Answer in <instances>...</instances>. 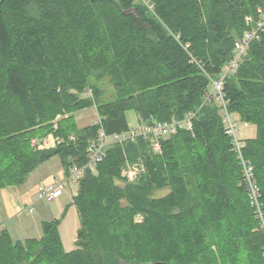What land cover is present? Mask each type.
Segmentation results:
<instances>
[{"label":"trees","instance_id":"1","mask_svg":"<svg viewBox=\"0 0 264 264\" xmlns=\"http://www.w3.org/2000/svg\"><path fill=\"white\" fill-rule=\"evenodd\" d=\"M144 1L0 0V189L53 156L84 167L100 130L131 129L127 111L142 126L178 123L159 152L135 137L84 168L71 251L59 220L43 222L39 239L3 228L0 264H264L238 160L253 167L264 210V28L212 90L264 0ZM92 106L96 122L78 128L74 113ZM225 114L256 128L237 150ZM49 134L59 145L37 150ZM132 164L141 170L129 181Z\"/></svg>","mask_w":264,"mask_h":264},{"label":"built area","instance_id":"2","mask_svg":"<svg viewBox=\"0 0 264 264\" xmlns=\"http://www.w3.org/2000/svg\"><path fill=\"white\" fill-rule=\"evenodd\" d=\"M144 1V0H143ZM147 4L146 1H144ZM258 13L262 14L261 18L255 24V27L252 31H245L241 40L236 44V55L234 59L228 64L225 65L222 69L221 78L214 81L213 86L214 89L217 90L218 93L221 92L222 87V79L224 76L234 70L237 67V64L240 60L241 54L245 52L248 44L257 39L259 31L264 28V10L258 8ZM245 22L247 25L251 23V19L249 17L245 18ZM229 116L225 114L224 122L227 124L226 133L230 135L233 139L234 145L236 149L241 146V142L237 137V125L236 123H232L229 120ZM184 122V125L191 126L189 119ZM246 126V124H244ZM178 123L175 121L170 123H155L152 125H144L139 126L136 129H131L126 133L116 134L111 136H106L102 132L99 131L98 139L94 142H91L88 146V160L84 167L73 166L69 169V173L65 179H53L48 181L47 183L40 184L37 188V191L34 196V201H40L43 199H47L49 201L55 199L59 194L63 193L65 190V184H76L79 182L83 175L84 168H92L95 164L101 162L105 155L106 149L109 145L112 144H122L124 141L133 140L135 137H142L150 141V145L152 149L156 152L160 151V141L168 135H171L176 132V127ZM35 141H33L34 144ZM60 143V139L53 138L50 142L49 140L42 141L43 147L37 145L38 149H46L52 143ZM239 164L241 166V181L246 189L249 204L254 212L255 219L258 222V228H260L264 232V210L262 208V204L260 201L259 195V186L254 177V169L248 162H245L244 159L238 157ZM132 170V171H130ZM139 170L138 166L135 164L127 165L125 169L122 171V175L126 176L129 181L134 180L137 176ZM133 173V175H132Z\"/></svg>","mask_w":264,"mask_h":264},{"label":"rangeland","instance_id":"3","mask_svg":"<svg viewBox=\"0 0 264 264\" xmlns=\"http://www.w3.org/2000/svg\"><path fill=\"white\" fill-rule=\"evenodd\" d=\"M214 89V86L212 85V90ZM114 97V93L110 87H105L104 88V93H103V98L104 100H110ZM129 128L134 129L138 124V117L134 111H127L125 113ZM234 118V117H233ZM97 115L94 107H88L83 110H80L76 113H74V121L77 124L78 127H83L87 126L88 124H94L96 122ZM235 119V118H234ZM237 137L240 140H244L247 138H253L256 135V128L253 125H243L240 121L237 120ZM53 138H57L55 135L52 134ZM59 139V138H57ZM45 141V140H43ZM34 144L39 145L40 147H43L42 140L41 141H35ZM109 145L107 146L108 148L111 145H114L112 143H108ZM59 144L52 143L49 145L47 149L50 148H56ZM37 150H39L36 147ZM57 163H61L60 159L57 158L56 156L53 157L52 160L48 164H40L38 165L33 171H31L28 176L30 178L29 181H32L34 185H37L41 182H43L52 176V170L51 168L54 167V164L58 166ZM56 168V167H54ZM94 167H92L93 169ZM132 171V170H130ZM133 175V173H132ZM78 186L77 184H71L70 188L67 189L65 194H62L59 196V198H56L55 200H47L43 199L40 201H32L30 203V207H27L29 210L26 209L29 214H26V217L28 218L29 216H33L35 213L36 214H42L45 216H50L49 213L53 214L52 220H59L58 224V230L61 235V240L63 243V249L65 252H69L74 248V238H75V233L76 230L78 229L80 222H79V217L77 214V211L75 209V206L71 205L72 201V195L77 192ZM66 190V189H65ZM154 196H161L165 194V191H154L152 192ZM263 208V207H262ZM252 209V208H251ZM253 212V211H252ZM254 219L255 215L253 214ZM26 227V226H25ZM3 229V225H0V230ZM16 233H21V229L16 230ZM24 235H21V238H28L32 237L34 235L32 234H27L23 233ZM26 234V235H25ZM14 240V239H13Z\"/></svg>","mask_w":264,"mask_h":264},{"label":"crops","instance_id":"4","mask_svg":"<svg viewBox=\"0 0 264 264\" xmlns=\"http://www.w3.org/2000/svg\"><path fill=\"white\" fill-rule=\"evenodd\" d=\"M83 127H78V128H83ZM44 140H49L51 142L52 135L46 136ZM53 157L43 162V164H48L50 160L53 159ZM57 164L58 166L54 164V167L56 168L54 167L51 168L52 173H53L51 178L45 180L43 183H47L48 181L53 180V179L63 180L65 179V177H67L69 171H67L63 163L61 162L60 164L59 163ZM28 178L30 177L27 176L26 181L22 185L9 186V187L0 189V225H3V228L6 229V231L10 234L12 239L19 240V241H24L26 239L41 238L43 222L52 221V217H53L52 213H49L50 216H45L42 214L35 213L33 216H29L28 218L26 217V214H29V212H27L26 209L30 211V209H28L27 207H30V203L34 201V196L37 191V188L41 184L40 182L39 184L34 185V183L32 181H29ZM70 185H71L70 183H66L65 184L66 190H64V192L59 194L56 198H59V196H61L62 194H65L67 189L70 188ZM74 195H72L71 199H73ZM72 204L73 203L71 201V205ZM75 209H76V206H75ZM17 228L21 229V233H16ZM22 232L27 233L29 235L32 234L34 236L28 237V238H21V235H24L22 234ZM75 237H76V233H75ZM60 238H61V235H60Z\"/></svg>","mask_w":264,"mask_h":264},{"label":"bare ground","instance_id":"5","mask_svg":"<svg viewBox=\"0 0 264 264\" xmlns=\"http://www.w3.org/2000/svg\"><path fill=\"white\" fill-rule=\"evenodd\" d=\"M242 143H243V142H242ZM242 143H241V144H242ZM233 145H234V144H233ZM236 150H237V149H236Z\"/></svg>","mask_w":264,"mask_h":264}]
</instances>
